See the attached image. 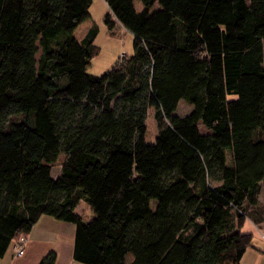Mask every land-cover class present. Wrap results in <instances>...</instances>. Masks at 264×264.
<instances>
[{
  "label": "trees",
  "instance_id": "16d2710c",
  "mask_svg": "<svg viewBox=\"0 0 264 264\" xmlns=\"http://www.w3.org/2000/svg\"><path fill=\"white\" fill-rule=\"evenodd\" d=\"M103 1L133 50L98 76L97 28L74 36L93 0H0V257L45 215L77 263L240 264L264 220V0Z\"/></svg>",
  "mask_w": 264,
  "mask_h": 264
},
{
  "label": "rangeland",
  "instance_id": "374dc122",
  "mask_svg": "<svg viewBox=\"0 0 264 264\" xmlns=\"http://www.w3.org/2000/svg\"><path fill=\"white\" fill-rule=\"evenodd\" d=\"M135 9L141 11L143 6L140 2L134 1ZM155 5L153 9H156ZM90 18L78 25L74 31V36L77 40H81L88 32L90 27L95 26L98 30L94 40V45L98 49V53L92 58L90 65L87 68V72L92 75H102L109 70L117 61L123 58L125 55H130L133 50V37L128 33L117 21L112 31L108 30L104 23V17L108 13L106 4L103 0H93L89 9ZM191 106L183 101L178 103L175 115H185L191 111ZM153 108H149L146 115V143H154L157 135L156 122L153 117ZM200 131L205 133V129L200 124ZM62 157L57 164L52 167L51 175L57 177L60 173V163ZM264 200V191L262 193ZM155 201H152L154 205ZM76 212L81 214L84 219L91 218L93 216L92 210L88 205L81 200L80 204L76 208ZM257 235V232L256 234ZM255 241V240H254ZM130 257L128 256L127 262L129 263ZM81 264V263H78Z\"/></svg>",
  "mask_w": 264,
  "mask_h": 264
},
{
  "label": "crops",
  "instance_id": "0c3cea01",
  "mask_svg": "<svg viewBox=\"0 0 264 264\" xmlns=\"http://www.w3.org/2000/svg\"><path fill=\"white\" fill-rule=\"evenodd\" d=\"M263 191L264 187L260 196L264 205ZM241 231L253 235V247L246 250L240 264H264V220L255 223L246 218ZM73 237L72 224L42 215L27 236L24 254L15 257L13 246H10L4 256L0 257V264H38L40 259L52 250L57 254L55 264H78L72 259Z\"/></svg>",
  "mask_w": 264,
  "mask_h": 264
},
{
  "label": "built area",
  "instance_id": "2783aa9c",
  "mask_svg": "<svg viewBox=\"0 0 264 264\" xmlns=\"http://www.w3.org/2000/svg\"><path fill=\"white\" fill-rule=\"evenodd\" d=\"M26 239L21 238L19 242L13 245V254L15 257H21L24 254Z\"/></svg>",
  "mask_w": 264,
  "mask_h": 264
}]
</instances>
